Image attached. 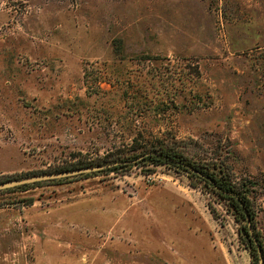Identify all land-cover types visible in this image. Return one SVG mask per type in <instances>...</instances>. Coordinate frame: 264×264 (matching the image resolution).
<instances>
[{
  "label": "rangeland",
  "instance_id": "obj_1",
  "mask_svg": "<svg viewBox=\"0 0 264 264\" xmlns=\"http://www.w3.org/2000/svg\"><path fill=\"white\" fill-rule=\"evenodd\" d=\"M171 142L264 264V0H0V264H256Z\"/></svg>",
  "mask_w": 264,
  "mask_h": 264
},
{
  "label": "trees",
  "instance_id": "obj_2",
  "mask_svg": "<svg viewBox=\"0 0 264 264\" xmlns=\"http://www.w3.org/2000/svg\"><path fill=\"white\" fill-rule=\"evenodd\" d=\"M139 156H142L143 160L148 161L149 163H152L154 165H164L170 168H178L190 171V174H195V176L199 175L200 173L207 175V179L215 188V190L221 196L225 197L229 205L232 206L236 211L235 217L239 215L240 217L245 218L246 214H248L250 216V219L252 218V212H250L247 196L244 195V192L233 188L227 181V179L223 177V175L216 176L213 174V171L208 174L206 171L208 170L207 168L204 170L202 169L201 165L194 162L192 158H187L180 145H175L174 142H171V144L157 143L154 146L143 150L139 154ZM130 159L135 158L131 157ZM64 170H67V168H64ZM27 187L28 184H22L5 190L15 191L19 189H26ZM250 245L252 246V248L254 247L253 244Z\"/></svg>",
  "mask_w": 264,
  "mask_h": 264
},
{
  "label": "water",
  "instance_id": "obj_3",
  "mask_svg": "<svg viewBox=\"0 0 264 264\" xmlns=\"http://www.w3.org/2000/svg\"><path fill=\"white\" fill-rule=\"evenodd\" d=\"M106 166H109V164L104 165V166H88V167L75 168V169H71V170H63V171H57V172H46V173H39V174L23 176V177H19V178H13V179H9L6 181H1L0 182V191L5 190V189H9V188H12L15 186H19L22 184H26V183H34V182L40 181V180L55 179V178L75 175L78 173L94 171V170H97L100 168H104ZM245 219H246L247 231L244 234V236L246 238H248V240H250L253 243V245L256 249L257 257H258L257 264H262L263 263L262 252L260 249V245L257 243V240L253 234V229H252V225L250 222V216L248 214H246Z\"/></svg>",
  "mask_w": 264,
  "mask_h": 264
}]
</instances>
